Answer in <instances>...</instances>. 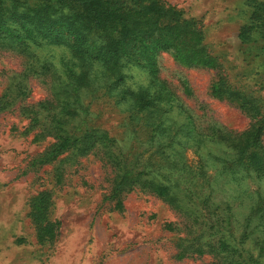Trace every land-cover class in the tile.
Returning <instances> with one entry per match:
<instances>
[{
    "label": "trees",
    "instance_id": "16d2710c",
    "mask_svg": "<svg viewBox=\"0 0 264 264\" xmlns=\"http://www.w3.org/2000/svg\"><path fill=\"white\" fill-rule=\"evenodd\" d=\"M249 18L239 38L263 44L264 0ZM0 50L23 58L15 77L20 94L28 93L29 75L41 77L49 92L20 107L34 136L52 139L35 162L100 154L112 171L107 199L115 210H122L125 193L147 192L199 231L194 241L177 243L179 257L207 253L211 264H264L262 106L218 75L209 95L235 106L250 124L240 131L203 126L159 76L161 53L185 67L218 66L194 19L167 0H0ZM135 70L143 81H132ZM100 102L122 107L120 130L100 120L113 110L99 109ZM49 205L47 191L31 203L39 241L56 233Z\"/></svg>",
    "mask_w": 264,
    "mask_h": 264
},
{
    "label": "rangeland",
    "instance_id": "374dc122",
    "mask_svg": "<svg viewBox=\"0 0 264 264\" xmlns=\"http://www.w3.org/2000/svg\"><path fill=\"white\" fill-rule=\"evenodd\" d=\"M167 1L182 10L183 18L196 21L202 31V45L216 58L218 66L185 67L161 53L157 58L159 76L203 126L217 122L234 131L247 128L249 119L229 102L211 97L209 86L221 75L226 85L255 99L264 112V43H243L239 38L255 3L262 0ZM23 69L21 56L0 50V264L215 261L207 253L178 256L177 243L194 241L199 231L157 196L130 191L122 196V210H115L107 199L112 171L100 154H63L50 162H35L52 139L35 137L36 129H29V119L20 107L48 98L49 92L41 77L29 75L25 78L28 93L20 94V77H15ZM132 74V81L144 80L142 71ZM181 79L188 84L190 95L181 91ZM108 106L102 102L98 105L99 109H109ZM112 108V114H104L100 120L106 119L107 125L120 130L117 124L123 115L122 107ZM186 156L188 161L193 158L191 151ZM41 191L49 192L47 216L57 223L55 236L43 241L38 240L37 225L30 216L31 203Z\"/></svg>",
    "mask_w": 264,
    "mask_h": 264
}]
</instances>
